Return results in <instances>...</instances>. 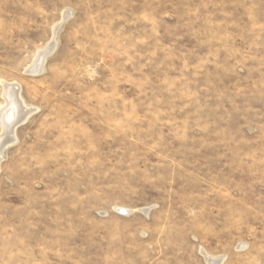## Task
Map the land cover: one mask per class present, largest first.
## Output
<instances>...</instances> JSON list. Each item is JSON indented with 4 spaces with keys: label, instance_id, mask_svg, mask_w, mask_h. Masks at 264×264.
I'll list each match as a JSON object with an SVG mask.
<instances>
[{
    "label": "rangeland",
    "instance_id": "obj_1",
    "mask_svg": "<svg viewBox=\"0 0 264 264\" xmlns=\"http://www.w3.org/2000/svg\"><path fill=\"white\" fill-rule=\"evenodd\" d=\"M4 85L0 264H264V0H0Z\"/></svg>",
    "mask_w": 264,
    "mask_h": 264
},
{
    "label": "bare ground",
    "instance_id": "obj_2",
    "mask_svg": "<svg viewBox=\"0 0 264 264\" xmlns=\"http://www.w3.org/2000/svg\"><path fill=\"white\" fill-rule=\"evenodd\" d=\"M46 54H48L46 51L39 54V62L33 67L32 72L42 71V65L43 61H45ZM3 87L5 89V100L7 104L4 108L2 107V109H0V125L3 127L4 131V135L0 138V158L4 148L13 141L15 128L26 120L27 115L30 113V111L25 109L22 105L19 97L20 95L18 94V87L15 85H4Z\"/></svg>",
    "mask_w": 264,
    "mask_h": 264
}]
</instances>
